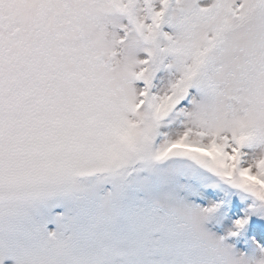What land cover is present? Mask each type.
<instances>
[{
  "label": "snow or ice",
  "instance_id": "obj_1",
  "mask_svg": "<svg viewBox=\"0 0 264 264\" xmlns=\"http://www.w3.org/2000/svg\"><path fill=\"white\" fill-rule=\"evenodd\" d=\"M0 264H264V0H0Z\"/></svg>",
  "mask_w": 264,
  "mask_h": 264
}]
</instances>
